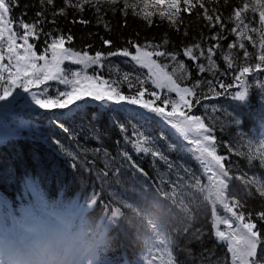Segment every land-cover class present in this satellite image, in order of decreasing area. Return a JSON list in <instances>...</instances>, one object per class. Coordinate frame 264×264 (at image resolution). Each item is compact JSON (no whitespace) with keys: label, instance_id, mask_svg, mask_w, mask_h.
Returning a JSON list of instances; mask_svg holds the SVG:
<instances>
[{"label":"trees","instance_id":"obj_1","mask_svg":"<svg viewBox=\"0 0 264 264\" xmlns=\"http://www.w3.org/2000/svg\"><path fill=\"white\" fill-rule=\"evenodd\" d=\"M128 2L136 4V9L131 7L125 9V0H117L115 4L101 0L99 10L94 4H85L83 11L79 7L72 6L77 4L78 0H70V3H66V0H53L51 4L47 3V0H18V4L13 5L11 15L17 21L22 16L25 22L35 21L39 24L42 33L36 41L31 42L37 54L43 52L46 40L47 43H51L50 36L46 34H62L65 37L70 34L73 39L71 42L65 41L66 47L77 52L86 51L93 56L98 51L107 54L110 51L128 49L129 52H133L136 46L143 48L146 45H159L160 51L175 53L177 62L183 61L188 69L187 78L180 81L181 85L192 87L196 81L203 82L202 87L197 89L200 103H195V96L191 98L194 108L192 115L201 116L205 125L211 126L217 155L226 157L223 164L232 180L228 195L232 200L239 202L240 206L237 208L240 212L244 213L245 218L256 223L257 229L264 235V221L258 219L259 215L264 213V196H261L256 186L247 179L258 163L256 159L250 158V154L244 147L242 150L239 144L236 145L241 138L238 139V135L245 136L249 126L264 116V72L250 75L249 94L244 101L232 99L237 91L235 86L226 94L210 99L203 98L211 96L207 81H212V87L221 93L224 90L220 88V81L225 84L233 82L231 70L227 68L224 59V54L229 52V44L236 42V35L231 33L234 25L228 22V17L233 14L235 8L243 6L242 0H228L227 4L225 0H204L209 14L215 16L218 12L223 16L225 28L222 33L219 25L212 26L204 19V9H201L199 5L191 12L182 11L181 21L174 27L168 19L161 18L159 11L142 8L138 0H128ZM248 2L252 3V0ZM181 7L183 8V3ZM142 9L155 13L151 17V24L143 19ZM61 10L63 14H60ZM38 12L43 13L42 18L37 17ZM134 12H139L140 15ZM246 16L258 25V12L249 11ZM41 19L43 22H40ZM217 33H221L223 38L219 40L220 47L216 48L213 56L215 69L209 68L205 57L194 62L184 55L185 47L197 43L201 44L206 52L208 47L217 44L216 40L211 39V36ZM105 40L111 43L105 44ZM165 40H167L166 44ZM244 43L247 50L253 54L250 62L255 63L254 54L257 49L253 48L247 40ZM231 52L238 64L244 62L242 49L237 47ZM196 54L199 55V51ZM161 58L159 64L167 65L165 71L172 73L176 62L167 56H161ZM122 59V55L110 56L104 61L102 67L94 66L91 72L100 74L110 81L117 80L121 91L128 94L130 91L135 92L136 88L130 90L128 83L123 79L125 74L129 75V71L126 67L123 68ZM197 63L205 65L206 70L203 73L199 72ZM73 67L76 66L71 65L67 71L70 72ZM221 73L229 74L221 75ZM180 75L177 73L176 78L179 79ZM57 88L62 89V85L51 88V91L55 92ZM94 115H97L98 119H95ZM66 119L62 124L71 130L72 137L49 123L40 133L35 134V130H21L23 133L19 136L0 145V184L6 182V185L12 184L20 189V182L22 183L20 178L33 172L34 175L39 173L45 176L49 183L52 180L55 181L48 185L51 194L58 191L61 199L72 198L73 201L82 197L91 205L93 212H101L99 202L110 203L112 196H114L112 202L123 211L125 210L124 213L127 212L126 205L129 201H135V203L142 201L149 210L159 213L160 217L169 211L170 199L156 193L153 185L145 188L146 191L143 192L145 194H138L128 186L130 178L128 173L122 171V174H125L124 177L116 174L114 148L117 143L122 142L123 137H120L114 129L112 130L108 119L98 109L96 114L89 108L78 113L74 111L67 114ZM92 133H94L93 136ZM56 142H63L61 144L70 145L73 148L65 157L66 165L57 156ZM75 143H79L82 147L79 144L74 146ZM93 143H100L101 146H94ZM134 160L133 164L141 168L150 165V162L142 157ZM71 164L74 165V169L69 167ZM143 169L152 176L150 169ZM137 186L138 190L143 188L139 180ZM192 212L195 215L189 221L192 225L198 224V226L192 230L193 234L190 233L192 235L189 241L183 246L185 264H229L227 253L216 246L212 239L210 207L188 213ZM130 226V229L137 228L135 223ZM257 254L258 261H263L264 243L260 244Z\"/></svg>","mask_w":264,"mask_h":264},{"label":"snow or ice","instance_id":"obj_2","mask_svg":"<svg viewBox=\"0 0 264 264\" xmlns=\"http://www.w3.org/2000/svg\"><path fill=\"white\" fill-rule=\"evenodd\" d=\"M53 0H47L51 4ZM101 0H78V3L72 5L79 7L83 11L85 4H94L99 10ZM109 4H115L117 0H107ZM228 0H225L227 4ZM70 3V0H66ZM144 0V9L163 5V9L159 10L161 18H166L175 27L181 21V12H191L197 5L204 9V19L210 25H219L221 33L224 31V18L217 12L215 16L209 14L204 0ZM243 6L235 8L233 14L228 17V22L233 23L231 33L236 35V42L230 43L229 52L224 54V59L227 68L231 70L230 74L233 77L231 84H225L220 81V88L223 93L218 92L212 87L213 82L207 81L211 96H204L205 99H210L228 93V90L237 87L239 90L232 96L233 100L244 101L249 94L248 77L256 72H264V0H242ZM18 4V0H0V102H6L13 93L22 92L27 94L33 105L38 109L49 113V119L54 123H58L64 115L70 114L78 110L82 104L87 105L90 101L97 102L104 108L117 106L123 109L124 106H136L143 112H133V115L139 116L142 119H148L145 113L154 114L164 124L169 125L174 129L184 141L189 145L195 146V151L199 153L197 157L203 165L205 171L210 172V178L216 182V201L223 205L225 210L231 214V217L236 223V228L233 230L232 221L229 219H221L213 213L215 223H223L228 231L217 230L216 235L220 240L229 241L228 250L231 253L232 264H264V262L256 259L258 246L264 243V235L257 229V224L251 219L246 221L243 212L237 213L234 209L239 207V202L233 200L231 203L226 199V189L228 183L225 178L229 177V171L221 163L226 157L217 155L215 145V137L212 135L211 126H206L201 116L189 115L192 109V97H196L195 103H200V96L197 94V89L202 87V81H196L192 87L182 86L180 81L187 78L188 69L183 61H178L175 53L162 52L159 50V45H146L145 47L136 46V54L132 55L128 49L110 51L107 54L96 52L89 55L88 52H77L72 48L65 46V41L71 42L73 37L51 35V43H47L41 54H37L34 50V45L30 43V39H37L42 29H39L37 22H25L21 18L16 21L12 17L13 5ZM136 9V4H131L125 0V9ZM175 11H171V10ZM251 11L259 15L258 25L254 24L253 20H249L246 13ZM143 19L148 23H152L151 17L155 14L152 11L142 9ZM60 14H63L61 10ZM140 15L139 12H134ZM199 15V13H197ZM23 15V14H22ZM38 18L43 17V13H37ZM40 22H43L42 19ZM86 23V21H81ZM19 29H23L20 33ZM221 33L211 36L212 40H216L215 46H210L205 52L201 44L197 43L193 46H187L184 49V55L194 62L201 57H205L210 69H215L216 64L213 60L216 48H219V40L223 38ZM258 37V39H257ZM247 40L257 51L254 54L255 63L250 61L253 59V54L250 53L244 41ZM21 41L22 43H18ZM105 44H110L111 41L105 40ZM167 43V40L164 41ZM135 46V45H134ZM243 50V63H237L231 52L234 48ZM151 49V50H146ZM199 51V55L196 52ZM51 53V58H48V53ZM122 55L130 56L131 60L136 62L141 67L149 70L148 79L155 89H167L168 93H175L176 98H162L159 92L149 90L145 87L147 81L141 77H137L139 85L137 86L128 74L124 75V81L128 83L131 90L136 88L135 92L125 94L121 91L117 81H110L102 77V75L94 73L88 75L86 69L93 65L102 67L104 61L110 56ZM153 56H167L172 61L176 62L172 73H167L165 69L167 65H160ZM7 61V63H4ZM43 63H40V62ZM65 61L73 64L81 65V70L71 71L70 75L62 67ZM199 72L203 73L206 70L205 65L197 63ZM177 73H180L177 79ZM229 73H221L228 75ZM49 81H56L59 84L65 85L63 90L56 89L55 95L50 94ZM151 99H145V95ZM156 101H161L163 107L157 106ZM170 105V110L166 108ZM187 109V111H185ZM130 112L131 108L128 109ZM215 110V109H214ZM63 132L72 136L71 130L62 123H58ZM121 131H126L124 125H121ZM131 142V141H128ZM136 152L150 154L152 157L164 160L165 157L152 146V141L144 133H139L135 142L132 144ZM264 148V144L261 145ZM107 155V153H105ZM260 162L264 166V151L260 152ZM255 183V181H252ZM257 191L261 196H264V184L258 186ZM264 221V213L258 217ZM167 264H173L171 252L167 251Z\"/></svg>","mask_w":264,"mask_h":264},{"label":"clouds","instance_id":"obj_3","mask_svg":"<svg viewBox=\"0 0 264 264\" xmlns=\"http://www.w3.org/2000/svg\"><path fill=\"white\" fill-rule=\"evenodd\" d=\"M106 245L72 198L41 192L15 208L0 198V264H99Z\"/></svg>","mask_w":264,"mask_h":264},{"label":"rangeland","instance_id":"obj_4","mask_svg":"<svg viewBox=\"0 0 264 264\" xmlns=\"http://www.w3.org/2000/svg\"><path fill=\"white\" fill-rule=\"evenodd\" d=\"M160 6L162 7L163 5H158L157 7H160ZM134 52L135 53L133 55L136 54V50ZM48 55L50 56V57H48L50 59L51 53L49 52ZM127 59L129 60L130 63H133L136 66H139L138 64H136V62L131 60L130 56ZM152 59H153V57H152ZM68 62L69 61H65L64 64L68 63ZM4 63H7V61H4ZM40 63H43V62L41 61ZM93 66L97 67L96 65H93ZM62 67H63V65H62ZM139 69L140 70L144 69L146 76L149 77V70L147 68L139 66ZM75 71H78V70H75ZM153 91L159 92L160 95L162 96V98H171V99L176 98V94L174 92L168 93L167 89L160 90V89H155L153 87ZM26 95L27 94L21 93V92H19V90H17V92L13 93V96L10 97L8 101L0 102V113L11 109L13 106L16 105V102L23 101L21 104V105H23V103H25V100H23V99L17 100V99L21 96H26ZM145 99H151V97H148L146 94ZM30 101L31 100L29 99V102ZM155 103L157 106H161V107L164 106L161 103V101H156ZM129 107L139 109L136 106H129ZM140 110L142 112L144 111L142 109H140ZM166 110H170V105L166 108ZM185 111H187V109H185ZM188 114L191 115L190 112ZM145 116L150 117L147 120L152 119V120H155L159 125L166 126L168 128V131L170 133H172L171 134L172 139H171L170 147H171V151L175 152V154H177L178 161H176V158L174 159V157H173L174 153H172V157L168 158L170 162L167 164V166L168 167L170 166L171 168H173L175 173H176L175 174L176 180H175L174 192L179 195L178 197L182 200V202L186 206H190L192 204V201H193L192 197H194L196 195L199 196L200 199H202V197L203 198L205 197V199H208L209 198L208 193L210 195H214L213 192L216 191V182L210 178L211 173L205 171V165H203L201 163V161L197 158L199 156V153L195 151V146L189 145L187 143V141H184L183 138L178 133L175 132L174 129H171V127L169 125L164 124L163 121H161L158 117L154 116V114L145 113ZM144 121H146V120H144ZM140 133H144V131H141ZM160 133L164 137L167 136V133L166 134L162 133V132H160ZM149 137H150L149 139L152 140V146L155 147L156 149H159V151H160V148H161L160 144L154 143V142H157V140L150 134H149ZM166 139L168 140V138H166ZM134 142H135V140H134ZM168 142H169V140H168ZM257 149L260 152H262L260 150V148L257 147ZM171 161H174V162H171ZM257 179L259 181H261L260 178L257 177ZM221 219H228V217H224ZM217 227H218V230H220V231H228V229L226 228V226L223 223H219L217 225ZM235 228L236 227L233 226V230ZM167 241H169V240H167ZM220 241L226 242L229 245V241H227V240H220Z\"/></svg>","mask_w":264,"mask_h":264},{"label":"bare ground","instance_id":"obj_5","mask_svg":"<svg viewBox=\"0 0 264 264\" xmlns=\"http://www.w3.org/2000/svg\"><path fill=\"white\" fill-rule=\"evenodd\" d=\"M80 201H83L82 199H81V197H80V199H79Z\"/></svg>","mask_w":264,"mask_h":264}]
</instances>
